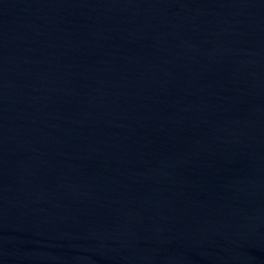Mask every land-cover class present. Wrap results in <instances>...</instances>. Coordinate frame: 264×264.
I'll return each instance as SVG.
<instances>
[{"label":"water","instance_id":"obj_1","mask_svg":"<svg viewBox=\"0 0 264 264\" xmlns=\"http://www.w3.org/2000/svg\"><path fill=\"white\" fill-rule=\"evenodd\" d=\"M0 264H264V0H0Z\"/></svg>","mask_w":264,"mask_h":264}]
</instances>
